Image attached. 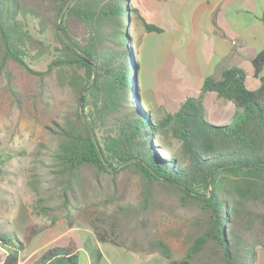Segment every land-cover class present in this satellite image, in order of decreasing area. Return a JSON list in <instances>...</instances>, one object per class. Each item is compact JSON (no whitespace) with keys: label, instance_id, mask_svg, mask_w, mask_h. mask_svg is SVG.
<instances>
[{"label":"trees","instance_id":"16d2710c","mask_svg":"<svg viewBox=\"0 0 264 264\" xmlns=\"http://www.w3.org/2000/svg\"><path fill=\"white\" fill-rule=\"evenodd\" d=\"M132 16L147 31H161L131 0H0V82L18 102L13 69L26 72L53 142L48 190L33 208L71 227L81 206L88 209L107 193L105 186L118 192L119 181L131 175L136 202L91 215L97 241L159 251L169 264L253 263L256 248L264 250V48L251 59L254 85L243 68L230 66L218 78L205 76L198 94L156 116L139 94ZM46 56L45 70L31 67ZM207 92L242 112L225 124L208 121ZM161 135L178 148L163 144ZM162 212L183 219L171 232L181 241L179 258L152 235ZM36 232L28 224L22 238L0 233V264H18ZM76 263L70 242L47 245L29 264Z\"/></svg>","mask_w":264,"mask_h":264},{"label":"rangeland","instance_id":"374dc122","mask_svg":"<svg viewBox=\"0 0 264 264\" xmlns=\"http://www.w3.org/2000/svg\"><path fill=\"white\" fill-rule=\"evenodd\" d=\"M138 5V12L147 19L152 18L151 10L147 8L143 0H132ZM188 4L179 11V17L186 18L189 14ZM139 26H142L138 17L132 16L129 24L130 33L140 37ZM50 58L43 57L33 61L31 67L37 70H45ZM264 74V70H263ZM14 87L19 95L15 102L6 88L4 82H0V155L4 161H0V233L7 232L22 238L25 227L28 224L37 226V232L28 240L22 248L18 264H29L32 259L47 245L65 246L73 242L77 247V263H86V252L92 258V264H138L141 253L137 249L105 242V262L100 261L98 249L94 242L97 239L91 229L90 218L99 210L110 212L115 204H130L136 202L137 177L126 175L119 181L118 192L105 186L107 193L95 198L89 208L81 206L78 216L68 226L66 219H58L52 223L47 215L36 213L33 205L38 196L45 195L47 190L43 185L51 176V151L53 148L52 136L47 128L48 120L43 109L34 105L31 99L32 83L30 77L22 68L13 69ZM254 85L255 77H249ZM59 97L63 99L64 93ZM145 99V98H144ZM142 102H145L142 98ZM242 112L241 108L233 107L227 113L220 115L213 108L205 109V117L214 124H225ZM163 144L173 150L178 148L175 139L161 135ZM163 151V150H162ZM33 181L41 187L36 191L28 181ZM104 199V201H99ZM85 205V204H84ZM87 209V210H86ZM155 226L152 235L163 238L174 249L175 254L182 250L181 241L173 236L172 230L177 229L183 219L162 212L154 217ZM2 257L0 256V261ZM264 264V250L256 248V256L253 263Z\"/></svg>","mask_w":264,"mask_h":264},{"label":"crops","instance_id":"0c3cea01","mask_svg":"<svg viewBox=\"0 0 264 264\" xmlns=\"http://www.w3.org/2000/svg\"><path fill=\"white\" fill-rule=\"evenodd\" d=\"M143 2L151 10L152 18L147 19L139 12L140 15L161 28V31H147L141 21L138 29L141 36L131 34L138 61L141 102L143 98L145 105L142 104L153 115L175 110L186 96L198 94L205 76L218 78L227 67L239 66L249 77L253 76L251 59L264 48V0ZM186 4L189 14L181 18L179 11ZM204 101L206 108H213L220 115L234 107L230 100L214 92H207ZM94 244L104 263L106 244L99 241ZM170 247L173 258L183 255V249L177 255ZM137 250L141 253L138 264H169V259L159 251ZM85 254L86 263L92 264L90 253Z\"/></svg>","mask_w":264,"mask_h":264}]
</instances>
